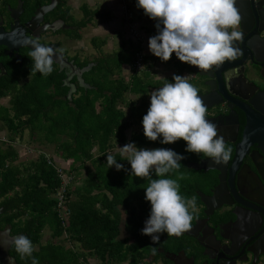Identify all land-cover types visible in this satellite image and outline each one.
Returning <instances> with one entry per match:
<instances>
[{"label": "trees", "instance_id": "trees-1", "mask_svg": "<svg viewBox=\"0 0 264 264\" xmlns=\"http://www.w3.org/2000/svg\"><path fill=\"white\" fill-rule=\"evenodd\" d=\"M130 3L136 4V0ZM80 8L83 16L76 24L79 28L85 27L95 16H100L103 21H108L110 16L109 12L92 10L86 4ZM66 10L68 13V8ZM139 10L142 15L143 9ZM75 38H80V35H75ZM90 43L97 51V57L93 60L78 58L77 62L80 67L95 62L83 74L89 87L77 86L69 100L68 87L63 83L65 74L57 67H53L47 76L35 72L36 76L13 98L14 117L5 120L10 131L28 129L31 139L40 144L54 145V152L60 159L71 161L65 169L67 172L78 175L80 168L85 169L82 183L70 185L66 193L68 225H62L56 207V192L61 185L54 166L57 161L52 158L54 164L48 163L42 153L34 159L15 163L19 154L12 146H0L3 220L12 226L15 234H23L31 240L34 249L32 257L37 258L39 264H89V257L98 259L102 264L123 261L127 264H150L146 260L149 248L145 247L143 253H138L137 247H131L129 250L132 252L128 253L117 239L122 210L134 218V201L141 203L143 209L146 207L144 188L148 178L134 176L125 156L119 151H109L126 142L134 143L137 148L152 144L169 145L160 142L162 137L150 141L137 131L127 137L126 131L130 127L142 124L149 105L142 97L141 102L135 103L127 101L125 96L127 92L143 96L160 85L162 87L169 79L153 80L148 72L134 70L136 52L142 51L140 43L122 41L110 53L103 52L105 38L93 36ZM148 59L143 54V63ZM125 64L134 70L128 80L120 75ZM177 65L180 70L183 69L180 63ZM173 147L185 159L180 161L179 170H172L163 178L177 179L190 156L182 139L174 142ZM108 154L114 155L117 163L123 164L124 168L108 167ZM86 161L91 163L90 167L85 166ZM75 175V179L79 178ZM151 178L160 177L152 171ZM179 185L181 194L184 185ZM46 228L49 238L43 241ZM11 254L17 264H31L32 257L21 258L14 245Z\"/></svg>", "mask_w": 264, "mask_h": 264}, {"label": "flooded vegetation", "instance_id": "flooded-vegetation-1", "mask_svg": "<svg viewBox=\"0 0 264 264\" xmlns=\"http://www.w3.org/2000/svg\"><path fill=\"white\" fill-rule=\"evenodd\" d=\"M68 1L0 0V132L3 127L6 134L0 135V146L16 149L15 141L10 137H21L25 130L28 131L12 132L5 121L14 117L12 102L15 94L36 76L31 71L34 61L28 56L32 49L26 41L38 39L44 46L53 44L55 49H63V56L77 66L78 58L83 59L77 52L70 56L62 47L64 40L70 44L71 40L75 42L80 39L75 38V35H80L81 28L76 24L81 17L75 19ZM236 7L241 15L237 30L243 33V39L234 42V46L241 49V56L233 61H225L217 68L218 71L213 68L196 72L192 65L179 60L182 70L176 64L177 68L172 74L158 79L167 78L168 82H172L174 74L187 75L189 82L198 89V94H211L212 97L207 101L209 105H206L207 119L217 125L218 136L224 138L226 148L232 149V158L227 163H216L202 153L189 152L190 156L181 168L183 170L178 173H182L184 179L178 181L184 185L181 195L186 199L195 197L196 208L190 209L193 216L190 229L179 236L161 233L160 241L153 244L150 236L142 234L144 222L150 215L151 205L148 201L144 203V209L141 203L134 201V218L122 210L117 239L128 253L132 252L129 250L131 247H137L138 253H143L145 247L149 248L146 260L150 264H189L181 251L187 258L192 257L194 264H212L214 261L215 264L217 261L219 264H264V251L259 253L264 249V149L254 139L260 135L257 132L263 134L264 131L257 124L254 141L244 146L247 115L242 108L250 110L247 105L254 98L263 109L258 114L264 119V101L261 98V93L264 94V0H236ZM50 24L56 26L54 31L47 29ZM97 55L84 58L93 60ZM172 60L175 61L174 58ZM145 66L146 62L136 71L148 72L153 80H157ZM52 67L59 70L55 62ZM61 72L64 73L63 70ZM233 72L235 74L230 75ZM70 81L77 90L79 83L76 77L73 76ZM220 82L224 83L223 87L229 95L221 93ZM139 132L143 133V127ZM173 145L152 144L140 148L163 147L173 150ZM206 160H212L210 167H198V164ZM3 216V207L0 206V231L9 237L18 236L12 231V226L4 222ZM231 242L232 246L229 247ZM12 245L8 254L17 264L11 254ZM153 248L156 249L155 254ZM113 264L127 263L123 261Z\"/></svg>", "mask_w": 264, "mask_h": 264}, {"label": "clouds", "instance_id": "clouds-1", "mask_svg": "<svg viewBox=\"0 0 264 264\" xmlns=\"http://www.w3.org/2000/svg\"><path fill=\"white\" fill-rule=\"evenodd\" d=\"M136 4L157 21V34L149 37L148 49L162 61H168L175 53L181 62L208 71L242 55L241 49L234 46V42L243 39V33L237 30L241 15L236 0H136ZM26 43L32 49L28 53L34 61L31 71L49 75L53 71V56L59 59L64 50L44 46L38 39ZM149 95L150 105L141 121L148 140L162 137V144H171L182 139L187 152L202 153L216 163H227L232 158V149L226 148L224 138L218 136L217 125L207 119V106L187 75L174 74L172 82H165ZM119 148L133 175L148 178L144 190L151 209L142 234L150 236L155 244L161 233L179 236L189 230L195 197L186 199L180 194L178 180L184 179L182 173L177 179L163 178L170 171L179 170L185 157L170 148L138 149L132 142ZM107 165L117 170L124 168L112 154L107 155ZM153 169L160 178H151ZM11 243L21 258L32 257L34 249L28 237L15 236ZM31 264H39L38 259L32 257Z\"/></svg>", "mask_w": 264, "mask_h": 264}, {"label": "rangeland", "instance_id": "rangeland-1", "mask_svg": "<svg viewBox=\"0 0 264 264\" xmlns=\"http://www.w3.org/2000/svg\"><path fill=\"white\" fill-rule=\"evenodd\" d=\"M106 1L107 0H69L68 6L70 8V11L73 13L75 19H79L80 17H82V11L80 8V6L82 4H86L92 10L96 9L99 12H103V11L105 12L106 10H109V7L106 4ZM118 1H119V3H121V6H120L121 7L120 8L121 13H119L118 15H113V18L110 17V20L108 22H104L100 16H95L89 24H87L85 27L80 29V39L79 40H77L75 42L73 40H71V42L69 41L70 44L68 42H66V40H64L62 47L69 53L70 56L73 55L72 53H76V52L80 56V58H84V57L91 58L93 56H96L97 52L95 51V49L92 47V45L90 43V38L93 36H98V37L106 39V43L102 47L103 52L104 51L111 52L113 49H116L118 47L120 42L127 41V39L124 38L123 33L128 32L129 27L131 25H135V26L138 25L135 23V20H132V18L136 19L137 18V12H138L139 16H140V13L138 11L137 4L130 3L131 0H118ZM121 1H124L125 3L129 2L128 3L129 11L125 14H123L125 9H123V4ZM127 14H129L131 19H127V17H128ZM124 21L125 22L127 21V22L124 24ZM156 23H157V21H155L153 19L144 20L143 26L145 28H147V26L149 27V26H152L153 24H156ZM141 31L145 32V31H143V29H141ZM148 33L150 35H152L151 32L148 31ZM147 44H148V42H147ZM142 45H143V48H142L143 54L145 56L149 57L148 61L146 62L147 66H145V67L149 69L153 78H155V77L157 79L164 78L165 76H169L170 74H172L176 70L175 67L172 65L173 63L169 62V60L165 62L162 60L158 61V59H154L156 57H155V55H153L149 51L148 45H145V44H142ZM153 61H155V62H153ZM133 68H134V70H136V68L134 66H133ZM133 68L129 65H124L121 72H120V75L123 76L126 80H128L130 73L132 72ZM116 76H118V75H116ZM150 93L151 92H148L147 94L140 96V95H135V94L127 92V93H125V96H126L127 101L137 103L140 100V98L142 97V98H145L147 100V102L149 103L150 102V95H149ZM127 110H128V108L125 107V111H127ZM141 129H142L141 125L134 124V126L130 127L126 131L127 137L130 136L131 132H133V131L139 132ZM4 133H5V130L2 127L0 135H2V136L6 135ZM5 138H7V136H5ZM12 140L15 141L16 149H17V152L19 154V158L15 161V163L34 159L37 156L38 150L44 151L49 156H54V158L60 159L57 156V154L54 152V145L38 143L37 141L30 138L27 130H25L23 132L21 137H18V135H15ZM127 143H129V142L116 145L113 148V151H119L120 152L119 147H122L123 145H125ZM139 148L140 147H138V149ZM148 149H151V148H148ZM60 161L62 162V164L64 166H67L68 162L70 160L64 161V160L60 159ZM85 166L90 167L91 163L89 161H86ZM84 171H85V169L82 167V168H80L78 175H75V173H74V175L76 177H79V178L75 179V177H74V181L72 182V185H76L77 183L78 184L82 183V178H83L84 173H85ZM48 238H49V230H48V228H46L44 230L42 239L44 241ZM88 259H89L90 264H102L100 261H98L94 257H89Z\"/></svg>", "mask_w": 264, "mask_h": 264}, {"label": "water", "instance_id": "water-1", "mask_svg": "<svg viewBox=\"0 0 264 264\" xmlns=\"http://www.w3.org/2000/svg\"><path fill=\"white\" fill-rule=\"evenodd\" d=\"M47 29L54 31L56 29V26L54 24H50L47 27ZM3 39H4V35H3ZM20 43L21 42H18L17 44H20ZM22 43H25V42H22ZM26 44L30 46V44H28V43H26ZM49 47L54 48L53 44H50ZM53 59H54V62L59 65V71H61V70L64 71L65 78L63 80V83L68 87L67 98L69 100H71L72 94L76 91L75 84L70 81V79H72L73 76L76 77V79L79 83V86H82L85 88L89 87V84L84 81L83 73L92 68V66L94 65L93 62H90L83 67H79V66L75 65L72 61H70L66 57H64L63 54L59 57V59H56L55 56H53ZM192 69H193V71H196V72H198V70H199L195 66H193ZM214 69L216 71H218L217 68H214ZM223 84L221 82L219 83V90L221 91V93L223 95H225L226 93H227V95H229L228 90L223 87ZM261 94H262L261 98L264 101V94L263 93H261ZM198 95L201 97V99L203 100L205 105H209L207 103V101L209 100V98L212 97L211 94H209V95L208 94H204V95L198 94ZM252 104L254 107H252ZM247 107L250 110H248L245 107H242L245 110L246 115H247V125L245 127L244 135H243V141L245 142V145H244L245 147L248 143L254 141L253 137H254V133L257 131V124L261 125L262 126L261 130L264 131V119H262L260 114H258V113H260L259 111H263V109L254 100V98L250 101V103L247 105ZM257 133L260 135H257V137L254 139H255V141L259 142L261 144L262 148L264 149V133L263 134L260 132H257ZM211 164H212V160H206V161H203L202 163L198 164V167L206 168V167H210ZM200 235L202 236L203 234L200 233ZM12 238L13 237H9L8 234L6 235L5 232L0 231V253H1L0 258H1L2 264H9V263L14 264V259L12 257H10L8 254V250L10 248V245L12 244L11 243ZM202 246H206V245L202 244ZM231 246H232V242H231L229 247H231ZM263 251H264V249L260 250L259 253H261ZM181 254H182L184 259L189 260V264H194L192 257L187 258L183 251H181ZM169 259L175 262V260L172 257H169ZM175 264H177V263H175ZM212 264H215V261ZM216 264H219L218 261L216 262Z\"/></svg>", "mask_w": 264, "mask_h": 264}, {"label": "built area", "instance_id": "built-area-1", "mask_svg": "<svg viewBox=\"0 0 264 264\" xmlns=\"http://www.w3.org/2000/svg\"><path fill=\"white\" fill-rule=\"evenodd\" d=\"M129 32L131 33V37L135 42L142 43L144 41V34L140 31L138 26L131 25L129 27ZM143 65V52H136L135 55V61L133 66L136 68V70L140 69ZM48 163H53L49 157L46 158ZM55 168L57 170V173L61 179V185L59 189L56 192L57 197V210L59 213V217L61 219L62 225L66 226L68 225L69 221V209L67 207V190L68 187L72 184L74 181V175L72 173H69L65 170V168L62 165L55 164Z\"/></svg>", "mask_w": 264, "mask_h": 264}, {"label": "crops", "instance_id": "crops-1", "mask_svg": "<svg viewBox=\"0 0 264 264\" xmlns=\"http://www.w3.org/2000/svg\"><path fill=\"white\" fill-rule=\"evenodd\" d=\"M122 2V4H123V9H125L124 10V12H123V14H125V13H127L128 11H129V6H128V3L129 2H127V3H125L124 1H121ZM106 4L108 5V7H109V10H106L107 12H109V19H108V21L110 20V17H112L113 18V15H118L119 13H121V11H120V6H121V3H119V1L118 0H107L106 1ZM138 11H139V13H140V10H139V8H138ZM121 16V15H120ZM127 19H131V17L129 16V14H127ZM141 16V17H140ZM138 15V12H137V18L135 19H133L132 18V20H135V23L136 24H138L137 26L139 27V29H140V31H141V29H143V31H145V32H142L143 34H144V41L142 42V43H140V42H135L133 39H132V37H131V34H130V32L128 31V32H125V33H123V36H124V38H126L127 39V41L128 40H131L132 42H135V43H140L141 44V48H143V45L142 44H145V45H148L147 44V42H148V39H149V37H151L152 35H156L157 34V29L155 28V24H153L152 26H147V28H145L144 26H143V24H144V20H149L150 18L147 16V15H145L144 13L142 14V15ZM108 21H104V22H108ZM127 22V21H126ZM125 21H124V24L126 23ZM111 23V22H110ZM120 23V22H119ZM146 29V30H145ZM151 29V30H150ZM148 31L149 32H151L152 33V35H150L149 33H148ZM126 34V35H125ZM122 36V37H123ZM172 56L173 57H171L170 59H169V62H172L173 64V66H175L176 64H178V63H180L181 64V62H179V59L178 58H176V55L173 53L172 54ZM156 58H154V59H158V61H161V59L159 58V57H157V56H155ZM175 59V61H170L171 59ZM157 61V62H158ZM153 62H155V61H153ZM166 62V61H165ZM126 65V64H125ZM124 66V65H123ZM175 68H177L176 66H175ZM137 72V71H136ZM139 73V72H138ZM158 80V79H157ZM28 133H29V130H28ZM44 154V156H45V158H47V157H49V159H51L52 160V158L55 160V161H57V165H62L65 169H67L69 166H70V163H71V161H69L68 162V165L67 166H64L63 164H62V162L60 161V159H58V158H54V156H49L47 153H45L44 151H41V150H38V153H37V156L39 155V154ZM36 156V157H37ZM54 160H52V164H54ZM65 164V163H64ZM54 166H55V164H54ZM72 185V184H71Z\"/></svg>", "mask_w": 264, "mask_h": 264}]
</instances>
